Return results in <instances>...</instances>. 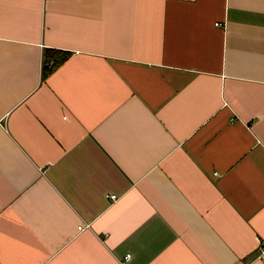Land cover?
Segmentation results:
<instances>
[{
  "label": "crops",
  "instance_id": "1",
  "mask_svg": "<svg viewBox=\"0 0 264 264\" xmlns=\"http://www.w3.org/2000/svg\"><path fill=\"white\" fill-rule=\"evenodd\" d=\"M0 264H264V0H0Z\"/></svg>",
  "mask_w": 264,
  "mask_h": 264
},
{
  "label": "trees",
  "instance_id": "2",
  "mask_svg": "<svg viewBox=\"0 0 264 264\" xmlns=\"http://www.w3.org/2000/svg\"><path fill=\"white\" fill-rule=\"evenodd\" d=\"M44 60L52 59L53 63L52 65L45 64L44 70H43V78L47 76L53 68L58 66L60 63L65 61L67 57L69 56V52H62L54 49H46L43 52Z\"/></svg>",
  "mask_w": 264,
  "mask_h": 264
},
{
  "label": "built area",
  "instance_id": "3",
  "mask_svg": "<svg viewBox=\"0 0 264 264\" xmlns=\"http://www.w3.org/2000/svg\"><path fill=\"white\" fill-rule=\"evenodd\" d=\"M52 63H53V61L52 60H50V62H49V65H52ZM89 227V223H83V224H80L79 226H78V230L80 231V230H84L85 228H88ZM130 257V254H127L126 256H125V259H128Z\"/></svg>",
  "mask_w": 264,
  "mask_h": 264
}]
</instances>
